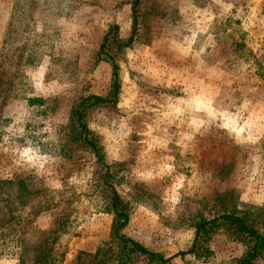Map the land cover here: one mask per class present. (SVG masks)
I'll list each match as a JSON object with an SVG mask.
<instances>
[{"label":"rangeland","instance_id":"obj_1","mask_svg":"<svg viewBox=\"0 0 264 264\" xmlns=\"http://www.w3.org/2000/svg\"><path fill=\"white\" fill-rule=\"evenodd\" d=\"M133 2L0 0V225L27 215L19 180L44 202L25 235L0 227V264H19L21 239L47 238L60 264H120L105 169L71 130L81 98L111 89L108 52L118 103L87 121L131 206L124 232L173 257L226 193L264 226V0H141L132 45L107 39L102 51L107 35H132ZM211 247L208 260L171 264H239L245 253L227 234Z\"/></svg>","mask_w":264,"mask_h":264},{"label":"trees","instance_id":"obj_2","mask_svg":"<svg viewBox=\"0 0 264 264\" xmlns=\"http://www.w3.org/2000/svg\"><path fill=\"white\" fill-rule=\"evenodd\" d=\"M140 3L141 0H134L132 4L133 29L130 38L122 40L118 39L116 35L112 38L110 35H107L102 43V51L107 46V39L108 47L111 45H109V42L119 48L132 45L137 32ZM108 61L112 65L113 74L109 93L107 95L92 94L81 98L72 112L71 130L74 139L79 141L80 145H84L91 150L96 156L98 163L105 169L101 173L100 179H102V182L100 184L107 193L109 211L114 215L111 240L118 245L120 250L119 263L129 264L132 262L133 256H144L149 262L155 264H171L172 260L179 255H191L199 260H208L214 255L211 244L216 234H227L234 241L245 246V253L240 257L239 264H256L259 259H263L264 226L262 214H253L249 210L240 209L236 205V202L232 200L233 196H228V193L219 197L221 203L217 214L212 217L203 216L196 222L194 226L195 236L191 246L186 251L179 252L173 257H166L162 253L150 250L124 232L131 219V206L116 189L112 180V173L109 170L110 166L105 159L106 154L103 145L99 137L91 130L87 121L88 112L92 108L116 106L118 103L121 90L119 65L115 61L114 55H111L109 52ZM2 181L10 183L8 179ZM19 181L21 189L18 190L16 199H18V204L22 206L23 214L27 212V215H22V218L17 220L13 216L8 219L6 225H0V227H6L9 231L14 230L16 233L19 232L25 235L26 231L30 229L29 224L32 219L30 216L33 217L36 213V208H38L37 205L44 202L33 200L31 191L27 186L28 184L23 179ZM59 227L57 230L60 229ZM57 230L52 232V236L56 235ZM49 240L47 238L39 244H27L25 240L21 239L22 250L18 258L19 264H60V259L53 251L54 247L47 243Z\"/></svg>","mask_w":264,"mask_h":264}]
</instances>
